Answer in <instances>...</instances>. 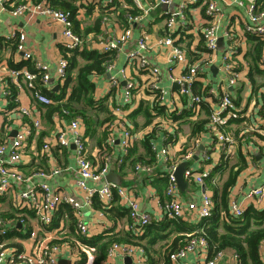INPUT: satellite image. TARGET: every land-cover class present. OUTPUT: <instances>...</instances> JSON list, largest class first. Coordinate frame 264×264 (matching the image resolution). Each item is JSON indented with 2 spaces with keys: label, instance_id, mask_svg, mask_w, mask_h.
Listing matches in <instances>:
<instances>
[{
  "label": "crops",
  "instance_id": "0c3cea01",
  "mask_svg": "<svg viewBox=\"0 0 264 264\" xmlns=\"http://www.w3.org/2000/svg\"><path fill=\"white\" fill-rule=\"evenodd\" d=\"M13 1L19 3L23 0ZM205 1L208 0H201L187 6L184 13L185 25L180 26L173 35L177 45L185 51L190 63L199 58L204 59L205 63L208 62L205 72L201 74L200 80L195 85V93L205 97V104L197 113L190 108L189 98L180 93L179 85L174 81L185 72L186 66L171 61L170 48L161 43L168 33L165 24L166 11L176 10L185 0H172L170 5L162 4L161 0L81 1L83 6L79 10L78 20L82 30L90 29L100 18V32L89 33L84 40V46L104 52V44L108 42L120 44L116 48L115 58L108 66L106 74L92 77L95 84L96 100L105 101L117 119L113 125L111 124V127H107L106 123L104 125L102 123L105 114L100 113V121L95 122V126L88 130L89 124L80 118L81 133L86 140V154L96 168L102 167L104 164L101 165L100 161H103L104 158L106 162V158L109 157L110 169L105 181L127 187L131 196L139 202L141 210L149 213L153 220L163 217L161 199L164 196L166 199V190L163 189V192L160 190L163 184L157 179L168 172L169 163L165 161L164 157L157 156V151L164 147H168L170 160H174L178 166L183 162H188L187 169L201 172L211 171L212 179L216 184H222L228 176L229 169L235 166L237 170L241 161L245 160L246 164L237 177L229 199L234 197L244 208V211L252 206L257 210H264V197L258 200H249L246 197L252 188L264 184V62L259 64L260 72L256 69L251 71L252 55L250 53L254 50L257 39L256 36L246 31V26L250 24L247 3L242 6L231 0H216L221 9V14L217 18L220 37L218 50L213 53L205 50V42L201 33L202 28L208 22ZM245 1L247 2V0ZM257 2L258 5L262 2L263 5L260 6H264V0H257ZM77 4L80 5L79 2ZM123 11H131L133 14L136 12L139 20L130 22L128 16L130 25L127 27L126 14L121 17ZM0 20V63L4 62L10 68H15L12 67V64L23 62L15 45V42H19L20 37L23 36L35 60L48 65L51 69L54 78L50 83L52 89L47 88L54 92V88L59 86L55 93L61 94L63 84L57 83L53 71L58 60L64 57L61 43L63 40L62 24L40 15L15 18L8 12L0 13ZM128 28L132 29L131 38L120 43L121 36ZM226 31L233 33V39H228L224 35ZM13 34H17V36L13 37ZM141 37L147 39L148 46L147 50H144V54L150 64L158 66L161 70L158 79L147 71L141 70L137 60L129 59L130 53L139 48L138 40ZM231 47L237 52L234 61L237 62L238 71L241 73V80L235 85L229 83L222 68V58ZM31 62L34 64L33 61ZM250 73H252L251 76ZM129 85H131V96L129 102H126V90ZM154 87H157L158 90ZM224 92L232 95L240 109L238 118L228 120L227 132L234 140L231 148L233 154L229 160L225 156L224 150L226 149L214 142L211 132H204L202 128L198 130L197 136L193 137L192 135L194 127H199L203 121L207 120L209 110H213ZM69 93L70 90H67L66 96ZM18 100L21 112L18 108L10 109L8 99L0 85V142L14 137L21 129L22 123L30 121L31 118H39L42 126L29 138L22 160L16 167L25 178L32 177L23 183L15 184L8 195L0 198V217L4 218L7 221V226L11 228V233L6 240L7 245L19 250L31 251L30 233L36 232L37 237L40 238L47 232L53 237L51 243L60 247L59 264H73L82 258L85 261L77 263L92 264L87 261L89 257L82 250V247L86 245L83 242L84 238H81L83 236L78 231L77 225L68 217L69 207L59 209L49 230H41L32 210H26L24 213L25 224H21L20 219L15 220L11 216L12 202L16 194L29 188L35 189L40 183L46 182L52 190L78 199L81 203V210L85 213L84 219L88 224L92 238L104 234L114 235L131 231L130 216L126 213L125 216L111 217L96 207L95 202L99 203V201L96 196L88 197V191L92 188H99L101 182L90 181L87 183V189L77 186L78 154L74 141L71 140L68 147H59L56 142L59 130L68 125L73 117L64 118L60 113L50 114L48 117L46 109L43 108L45 104L38 102L34 97V92L29 88H24L20 92ZM155 101L159 109H151L155 117L147 125L144 112L146 109L150 112L149 108ZM38 104L42 105V108L38 107ZM115 108L122 109L121 114L124 115V119L137 135L136 141L130 147V149L136 147L131 160L143 157L151 162L152 155L147 153L146 142H148L149 149L154 152V162L148 165L151 168L149 174L138 172L134 168L135 165H132V161L126 160L119 141L122 122L118 119L119 116L115 112ZM140 108L141 111L136 114ZM174 118L180 121L179 127L177 124L176 136L175 129H173ZM165 136L169 137L168 141H165ZM113 139L114 142L111 143ZM105 141L111 145V155L107 157H104L105 154L100 151ZM45 143L52 146L49 155L42 150ZM183 155L185 156L183 157ZM188 155L189 157H187ZM206 155L209 156L208 159H206ZM121 157L124 159L123 163L119 162ZM226 161L228 162L224 163ZM55 170H58V173H53ZM39 171L45 172L49 177L35 176ZM189 184L198 187V189L192 186L181 190L179 187L178 195L183 202L199 204L204 192L207 191L213 195V189L210 187ZM119 204L124 209H128L123 199H120ZM28 211L32 213H28ZM14 228L16 229L13 231ZM233 252L235 251L227 253L233 254ZM260 256L264 262V246L260 248ZM102 264H138V261L131 256H116L110 259L106 258ZM181 264L204 263L196 254H189L181 261ZM219 264H235V261L226 258Z\"/></svg>",
  "mask_w": 264,
  "mask_h": 264
},
{
  "label": "built area",
  "instance_id": "2783aa9c",
  "mask_svg": "<svg viewBox=\"0 0 264 264\" xmlns=\"http://www.w3.org/2000/svg\"><path fill=\"white\" fill-rule=\"evenodd\" d=\"M113 0H110L112 2ZM201 0H185L181 3L176 10L166 11V30L167 36L161 41L163 45L168 46L171 50V61H175L186 66L185 72L178 78L174 79L179 85L180 93L189 98L190 108L195 112L201 110V103L204 102L205 97L195 93V85L201 78V74L205 72L208 63L202 58L190 63L185 51L177 45L174 39V34L178 31L180 26L185 25V11L187 6L192 3H198ZM233 3L239 5H245L247 3V13L250 18V24L246 26V31L260 39L263 43L262 62H264V7L258 5L257 0H231ZM162 4L170 5L172 0H161ZM205 13L208 19L206 26L202 28V36L205 42V50L213 53L218 50L219 44V25L217 18L221 14V9L216 0H208L204 2ZM261 7V8H260ZM8 12L12 17L18 18L21 16L34 17L36 15L47 17L49 20L58 22L63 26L62 45L67 51H74L82 49L84 46L83 39L73 31L72 23L69 20V14L56 9L51 4L44 0L41 2H33L32 0H25L19 3H15L13 0H0V13ZM139 20L137 16H129V21L134 22ZM1 24V20H0ZM132 29L125 30L124 35L121 36L119 42L124 43L131 38ZM224 35L228 39H233L234 35L231 31L224 32ZM17 34H13L16 37ZM120 44L115 42H108L104 44V52H111L118 48ZM239 46V43L237 42ZM147 39L141 37L138 40V49H135L130 53V60H137L140 65V69L147 71L154 78H159L161 70L158 66L150 64L144 50H147ZM17 51L21 54L22 61H33L35 69L40 72L35 73L27 66L23 68H10L6 63H0V85L4 92L5 97L9 95L10 83L17 86L20 90L29 88L33 90L36 88V80L40 77L41 81L49 87L52 79L51 69L48 65L35 60L33 54L28 49L23 36L17 44ZM236 50L231 47L224 54L222 58V68L228 81L231 85L237 84L241 80V73L238 71L237 62L234 61ZM69 63L66 58H60L56 63L55 70L53 71L54 77L58 84H62L68 70ZM131 85L126 90V102H129L131 96ZM154 89L158 90L157 87ZM20 95V93H19ZM18 95V96H19ZM34 97L37 101L45 104H50L52 99L47 95H43L39 90L34 92ZM7 99V98H6ZM21 112V106L18 108ZM115 112L119 116L118 119L122 122L120 145L124 156L127 155L131 145L137 139L136 133L133 131L129 123L124 119L121 108H115ZM240 109L237 107L232 95L228 92H224L219 97L217 105L213 108L209 129L211 135L221 148L226 149L225 156L232 155L231 149L234 144V140L228 132L222 130V125L230 118H238ZM26 113V112H25ZM121 114V115H120ZM63 117H69L70 113L64 110ZM117 119V118H116ZM114 123V122H113ZM112 123V125H113ZM107 125V127L112 126ZM173 123V129L175 126ZM41 120L39 118H31L30 121L22 123L21 129L14 137H10L0 142V198L5 197L12 190V187L17 183H23L29 178H25L22 173L16 169L18 164L22 160L24 150L28 145L29 138L41 128ZM82 122L79 117H75L69 121L68 125L62 127L57 136L56 142L59 147H68L71 140L77 148V167L78 176L76 178V184L80 188L87 189V183L90 181L101 182L99 188H92L88 191V197L98 196L102 204L107 205L113 200L114 193H117L129 209V216L132 223L130 229L135 235L142 234L146 227L152 222V216L142 211L139 202L130 194V190L127 187L118 186L105 181L106 175L110 169L109 157L106 158V162L100 168H96L92 161L88 158L85 149V138L81 133ZM169 137L165 136V141H168ZM114 139L111 140V143ZM43 152L47 155L51 154L52 146L49 143L43 144ZM157 156H162L165 161L168 162V188L167 196L170 197L163 205V217L158 220L164 219H181L190 225L199 222L202 218L210 217L215 206L214 199L207 191L204 192L202 200L199 204L196 202H183L179 198V185L175 176V171L178 167V163L174 160H170L169 149L164 147L160 151H157ZM189 157V155L187 156ZM209 158L208 155L205 156ZM124 159H119L120 163H123ZM138 172H144L149 174L151 172L150 166L146 164H138L136 166ZM58 173V170L53 171ZM212 174L211 171H196L187 169L184 174V178L187 182L193 184L204 185L206 177ZM39 177H49L45 172L39 171L35 174ZM36 189V190H35ZM35 189L29 188L16 194L14 201L15 207L25 208L26 210H32L37 218L41 230H49L53 225L55 216L62 205H68L72 208L74 216L77 220V229L81 236L90 240L92 238L88 228V224L84 219L85 213L81 210V203L78 199L71 197L61 192L54 191L46 183L42 182L35 187ZM246 197L249 200H258L264 197V184L252 188ZM230 213L235 217L244 218V208L240 206L234 197L229 200ZM25 218L22 217L19 222L25 224ZM11 233V228L7 226V221L0 217V264H59L60 247L51 243L53 237L47 232L45 236L38 238L36 232L30 233V239L32 240V250H19L16 247H9L7 245V238ZM264 246V241L261 243V248ZM84 254L89 257L88 262L94 264L96 249L92 246L84 245L82 247ZM209 244L205 238H193L188 241L181 250H178L172 255L173 264H181V261L189 254H196L204 264H219L223 259L230 258L235 261V264L239 262V255L236 252L228 254L227 252L220 251L214 255L212 259H208ZM116 256H131L138 261V264H149L145 256L144 250L139 246L129 244L114 243L108 250L107 258H113ZM79 261V260H78ZM76 261L73 264H78Z\"/></svg>",
  "mask_w": 264,
  "mask_h": 264
},
{
  "label": "trees",
  "instance_id": "16d2710c",
  "mask_svg": "<svg viewBox=\"0 0 264 264\" xmlns=\"http://www.w3.org/2000/svg\"><path fill=\"white\" fill-rule=\"evenodd\" d=\"M25 1V0H23ZM33 2H41L44 0H32ZM51 6L56 9H60L69 14V20L72 23L73 31L78 34L83 40L88 36L89 33H99L100 32V18L96 20L93 27L88 30H82L80 22L78 20V14L80 8L83 6L81 1L83 0H46ZM116 1V0H115ZM80 3L78 5L77 3ZM117 4V3H115ZM263 5V3L261 2ZM260 4V5H261ZM261 5V6H262ZM264 7V6H263ZM126 14V26L130 25L128 23V16H136L137 13L131 11H123L121 17ZM257 44L255 45L254 50L250 53L252 55L251 71L256 69L260 72L259 64H261L262 55V45L258 37ZM18 41L15 42L17 47ZM62 53L64 58L67 59L69 66L67 70V75L63 81L61 94H57L49 90L46 85L41 81L40 77L36 80V88L33 89V92L39 90L43 95H47L52 99L50 104L43 105L46 109L47 116L50 114L60 113L62 114L64 110L69 111L70 116L75 118L79 117L86 121L89 124L88 130L95 126V122L100 121V113L105 114V119L102 121L103 125L106 123L108 126L112 124L116 117L108 107L105 101H97L95 98V84L92 81V77L96 75L104 76L106 74L108 66H110L115 58L116 49L111 52H99L97 50L88 49L86 46H83L82 49H77L74 51H67L65 47H62ZM247 55L248 57L250 56ZM83 61V63H80ZM13 65V66H12ZM10 66L15 68H23L27 66L30 70L37 73L35 65L31 61H23L21 64H12ZM252 73H250L251 76ZM38 75H41L38 72ZM61 85V84H60ZM25 88V85L23 84ZM67 90H70L68 96H66ZM9 95L7 99L9 102L10 109H17L20 107L18 95L20 90L17 86L10 83ZM39 102V101H38ZM41 103V102H40ZM205 103H201L202 105ZM42 108V105H37ZM39 108V109H40ZM144 112L146 117V124H150L155 117L151 112V109L158 110L157 102H153L151 107ZM41 110V109H40ZM141 108L136 112L139 113ZM135 114V115H136ZM212 110H209V116L207 120L203 121L199 127H194L192 135L197 136L199 133L198 130L204 129V132H210L209 122L211 118ZM232 119V118H230ZM173 120V119H172ZM229 120V119H228ZM222 125V130L227 132V126L229 121ZM175 126L180 122L174 118ZM179 127V124H178ZM178 128H175V136L177 134ZM175 139V137H174ZM173 141V140H172ZM106 141L103 143L100 151L102 154H105L104 157L111 155V145L107 144ZM147 148V153H151V162L143 157L131 160L134 152L133 150L136 147L129 149L126 157V160L130 159L132 165L136 168L138 164L151 165L154 162V152L152 149H149L148 142L145 143ZM154 155H153V154ZM186 155V153H185ZM183 155V157L185 156ZM227 160L231 158V155L226 156ZM101 165L105 163V159L100 161ZM228 161L224 162L227 163ZM245 160H242L238 165V169H235V166H232L229 169L228 176L222 184H216L212 179V174L205 178V186L213 189V199L215 206L213 208L212 214L210 217L202 218L195 225H190L181 219H163V220H152V222L146 227L145 231L140 235H135L134 232L125 231L123 234H114V235H101L91 238L90 240L83 239V242L92 246L96 249V255L94 264H102L108 254V250L114 243L119 244H129L134 246L141 247L147 258L149 264H173L172 255L181 250L183 246L193 238H205L209 244L208 259H212L214 255L220 251L230 252L235 251L239 255V262L237 264H264L260 256L261 243L264 241V210H257L253 206L248 208L245 211L244 218L235 217L230 213L229 209V196L232 188L236 184L237 177L240 171L245 166ZM100 165V166H101ZM158 180L162 182V189L166 190L168 188L169 176L164 174L162 177H158ZM166 194V193H165ZM99 203L95 202L96 207H99L105 212L106 215H111V217L125 216L126 213L129 215V209H124L120 204L121 197L114 193L113 200L104 205L96 196ZM170 197L166 194L161 199L162 205L165 202L169 201ZM166 200V201H165ZM165 201V202H164ZM14 201L12 202V217L15 220H19L24 216L26 212L25 208L15 207ZM69 207L70 211L69 216L75 225H77L76 217L74 216L73 210L68 205H62L60 209ZM128 210V211H127ZM28 213H32L28 211ZM131 224V218L129 219ZM16 228L13 229V231ZM84 256V254H82ZM83 258L78 262H84ZM80 264V263H78Z\"/></svg>",
  "mask_w": 264,
  "mask_h": 264
},
{
  "label": "water",
  "instance_id": "95a60500",
  "mask_svg": "<svg viewBox=\"0 0 264 264\" xmlns=\"http://www.w3.org/2000/svg\"><path fill=\"white\" fill-rule=\"evenodd\" d=\"M58 89H59V86H56L54 88V92H57ZM186 163L187 162H183L182 164H180L175 171V176L177 178V182H178V185L181 188V190H184L186 188V182L187 181L184 178V174H185V171L187 170V168L189 166V165L187 166ZM127 259H129V258H127Z\"/></svg>",
  "mask_w": 264,
  "mask_h": 264
},
{
  "label": "rangeland",
  "instance_id": "374dc122",
  "mask_svg": "<svg viewBox=\"0 0 264 264\" xmlns=\"http://www.w3.org/2000/svg\"><path fill=\"white\" fill-rule=\"evenodd\" d=\"M84 41V40H83ZM186 165L188 166L189 164H188V162L186 163ZM193 185H190L189 184V182H186V188H189V187H192ZM195 189H198V187H195V186H193ZM0 214H1V212H0Z\"/></svg>",
  "mask_w": 264,
  "mask_h": 264
}]
</instances>
